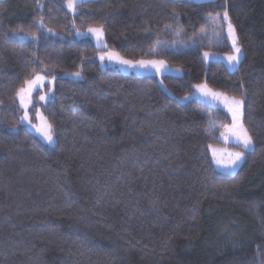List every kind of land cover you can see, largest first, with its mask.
Returning <instances> with one entry per match:
<instances>
[{"label":"trees","instance_id":"1","mask_svg":"<svg viewBox=\"0 0 264 264\" xmlns=\"http://www.w3.org/2000/svg\"><path fill=\"white\" fill-rule=\"evenodd\" d=\"M66 3L0 0V264H264V0ZM225 10L244 53L234 72L202 57L231 53L202 36ZM100 27L106 49L76 34ZM108 51L183 74L102 69ZM36 74L55 79L48 103L33 97L53 148L21 125L16 93ZM201 83L244 100L256 147L234 175L209 147H225L231 118L184 100Z\"/></svg>","mask_w":264,"mask_h":264},{"label":"snow or ice","instance_id":"2","mask_svg":"<svg viewBox=\"0 0 264 264\" xmlns=\"http://www.w3.org/2000/svg\"><path fill=\"white\" fill-rule=\"evenodd\" d=\"M82 6V5H81ZM67 7L72 11H75L76 8V0H67ZM222 21L226 22L227 28V39L231 40L232 54L226 57L227 62L233 71H239V64L244 57V53L238 43V37L236 35V29L233 26L231 19L227 10L222 13ZM39 27L44 28L43 21L39 22ZM48 32H51V29H47ZM19 32H23V29H19ZM88 32L95 37L97 41V47L106 49L107 45L103 40L104 30L102 27L100 28H89ZM78 36L86 35L85 33H81L77 31ZM179 35V33H177ZM21 39H28V34H24L21 36ZM32 42L34 44L38 43V38L34 35L31 37ZM219 43V41H217ZM165 49L162 48L160 51L153 50L154 55H160L162 51ZM204 58H209V53H204ZM101 61L107 59L109 63L115 62L124 66L126 69H132L136 71H148L154 72L156 74H164L173 71L168 68L165 61L158 59H150V60H139L132 61L127 60L121 57L118 53H114L111 51L106 52L105 55H101L99 57ZM179 71V69L175 70ZM75 78L81 79V75L79 72L72 74ZM54 77L51 79L48 78L47 74H36L33 79L25 80L24 84L26 87H21L16 95L19 97V103L24 108V115L22 116V120L28 119V104L25 103L26 98L30 100L32 93L36 92L39 100L45 101L49 99V97L43 93L45 85L49 86V90H51V85L53 83ZM195 91L193 92V98L203 99L205 103L216 104L223 103L224 107L227 109L228 113L231 115V123L226 125L224 131L221 132V136L227 141L231 139L233 144L240 148V151L235 152H227V160L223 158L224 154H218L216 149H212L213 160L216 165L226 171L229 174H236L238 169L241 168L242 164L245 162V153H254L255 152V143L253 136L249 134L248 129L244 125V100L239 99L236 96L229 97L224 93L213 91L208 87L206 83L193 85ZM241 95H244L242 92ZM189 99L188 97H184V100ZM34 128L38 132H40L41 136L48 142V144H54L55 140L52 135V126L45 122L43 127H37L33 125ZM211 148L212 146L209 145Z\"/></svg>","mask_w":264,"mask_h":264},{"label":"rangeland","instance_id":"3","mask_svg":"<svg viewBox=\"0 0 264 264\" xmlns=\"http://www.w3.org/2000/svg\"><path fill=\"white\" fill-rule=\"evenodd\" d=\"M87 1H89V0H76V7H78L80 4H82L84 2H87ZM191 1L201 3V2H207V1H212V0H191ZM66 7H67V3H66ZM67 9H68V11L72 15L75 14L76 8H75V11H72L68 7H67ZM221 18H222V15H219V16L213 18L212 28H210L209 31L203 33L202 36L205 38V41H206V43H204V44H208L209 43V45H211V46L218 47L222 43H224L225 40H226L229 43L230 47H231V40L226 38L227 37L226 22H223ZM85 34L86 35H83L82 37H89V38L93 39L94 42H95V45L97 46V41H96L95 37H93L92 34L89 33L88 31L85 32ZM103 40L105 42L104 35H103ZM217 41H219V43ZM193 46H194L193 43H187V42H184V41H179L178 45H175L174 46V49L175 50H184V49H187V48H192ZM99 49H101V48H99ZM231 49H232V47H231ZM111 52H113V51H111ZM205 52H208L209 53V58L208 59H205L204 58V53ZM114 53H116V52H114ZM105 54L106 53H101L98 56V61H99L100 66H101L102 69L115 68V69H117V70H119V71H121V72H123L125 74H129V75L131 74V75H136V76H149L150 75V76H155L158 79H161V78H163L165 76L181 77L182 74H183L182 73V70L179 69V71L177 72V71H175V70H177V68L171 67L166 62L165 63L167 65V67L170 68V69H172L173 71H171L169 73H164V74H156L154 72L136 71V70H132V69H126L124 66H121L118 63H115V62L109 63V61L107 59H105L104 61H101L99 59V57L101 55H105ZM230 54H232V50H231V53ZM230 54L222 53V52L204 51L202 53V57L205 60V62L208 63V64H210L212 62H221V63H224L227 66V68L229 69V71L234 72L233 70H231V68H230V66H229V64L227 62V59H226V57L228 55H230ZM242 60H241V62H242ZM239 66H240V64H239ZM239 66H238V68H239ZM48 78L51 79L52 77H48ZM54 82H55V79L53 80V83L51 85V90H49V86L47 84L45 85V88L43 90V93L46 94L49 97V99H47L45 101H41L40 100L41 103L46 104L52 98V91L54 89ZM46 90H47V92H46ZM48 90H49V92H48ZM35 95H36V92H33L30 100L28 98H26V100H25V103L28 104V109H27V111H28V119L27 120H22V117H21V125H23L26 129H28L29 131H31L33 134H35L41 140V142L43 144H45L48 148H53L55 146V144H56V140H55V137H54L53 132H52V135H53V138L55 140V143L54 144H48V142L41 136L40 132H38L36 130V128L33 127V125H36L37 127H43L45 125V122L47 124H49L48 121L46 120L45 116L42 114V111L39 110V108L36 109V107L34 106L35 102H34L33 97ZM189 99H196V98H193V95H192V96L189 97ZM18 100H19V97H18ZM196 100H198V101H200V102H202L204 104H208V105H210V106H212L214 108H220V109H222L231 118L230 113H228V111L224 107L223 103H219L218 102L216 104H210V103H205L203 99H196ZM40 102L38 103V101H37L38 104H41ZM21 108H22L23 113H24V108L22 106H21ZM32 109H34L35 111L34 112H31ZM220 141H222L224 144H226L225 147H211V149H210L211 154H212V149L214 148V149L217 150L218 154H224L223 155V158L225 160H227V158H228L227 155H226L227 152H235V151H240L241 150V149H234V148H231L230 147V145H234L231 139H228L227 141H225V139L221 136ZM246 154H247V152L245 153V158H246ZM212 158H213V156H212ZM214 165H215V168H216L217 171H219L221 173H224V174H227V175H234V174H229L228 171H226V170L218 167L216 165L215 161H214ZM238 171H239V169H238Z\"/></svg>","mask_w":264,"mask_h":264}]
</instances>
